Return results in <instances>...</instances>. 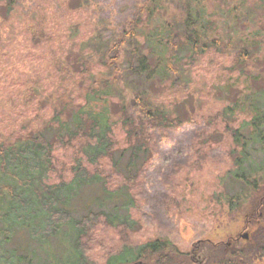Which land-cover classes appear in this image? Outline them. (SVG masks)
<instances>
[{"label": "rangeland", "instance_id": "obj_1", "mask_svg": "<svg viewBox=\"0 0 264 264\" xmlns=\"http://www.w3.org/2000/svg\"><path fill=\"white\" fill-rule=\"evenodd\" d=\"M137 1L141 0H0V142L23 141V137H34L38 130L55 142L56 169L43 180L51 191L57 190L53 186L61 179L73 178L71 149L58 141L57 112L63 113L69 127L75 129L74 117L84 110V125L90 131V115L103 109L93 96L114 77L108 71V48L119 28L130 19ZM164 1L165 7L157 12L154 25L172 17L175 26L184 27V1ZM238 2L206 0L215 22V29L208 33L211 38L222 33L223 47L232 40L233 47L239 46L236 42L246 39L242 43L250 46L248 63L235 54L237 48L222 54L211 50L192 59L194 50L183 37L177 56L171 58V50L167 56L173 72L162 77L158 66L162 60L154 56L150 57L148 70L156 73L149 78L150 71L140 74L137 70L131 53L135 42L125 47L122 77L107 102L110 125L119 142L113 151L122 177L110 173L111 163L103 159L108 180L104 175L83 184L77 193L72 194L71 189L67 194L72 198L69 209L77 219L93 210H106L115 220L129 219L132 224L129 232L103 222L93 227L86 253L94 264H106L109 254L122 250L127 240L140 245L154 239L175 244L184 254L183 264L191 261L188 257L196 248L215 262L224 244L240 239L241 246L246 245L242 235L248 234L251 239L261 225L264 186L261 191L251 188L238 202H230L239 193L240 184L229 170L236 169L234 161L242 147L223 132V120L235 127L248 122L252 114L249 106L242 110L238 107L251 94L264 90V49L258 47L260 40L264 42V9L259 0H249L246 12L231 11ZM150 27L146 24L137 39L148 55L151 49L144 33ZM32 29L45 36L35 37ZM44 37L51 42L41 39ZM135 97L151 101L178 126L158 129L155 150L141 154L131 173L132 150L126 149L127 143L123 142L121 111L125 103L133 104ZM237 101L239 106L235 107ZM230 106L235 113L230 114ZM218 113L222 118L207 131L220 132L204 148L197 146L202 150L198 154L194 145L204 139L199 135L204 120ZM250 129L247 126L244 130L250 133ZM254 147L261 159L262 144ZM244 165L249 168L250 162ZM0 183L14 188L13 181ZM38 188L45 195V188ZM4 206L0 203V214ZM69 226L62 224L57 234L45 238L35 233L38 229L34 224L3 233L6 226L0 220V264H20L23 254L31 264H62L76 235Z\"/></svg>", "mask_w": 264, "mask_h": 264}, {"label": "trees", "instance_id": "obj_2", "mask_svg": "<svg viewBox=\"0 0 264 264\" xmlns=\"http://www.w3.org/2000/svg\"><path fill=\"white\" fill-rule=\"evenodd\" d=\"M183 1L185 3L183 8H185L186 13L183 22L185 23L184 27L175 26L172 17L168 20L164 19L163 23L154 25V19L159 14L157 12L165 7L164 0L137 1L138 4L135 6L130 19L119 28L116 39L108 48V71H111L110 73L114 77L110 81H106L105 88L99 87V91H96L93 96L96 102L103 104V109L94 111L90 115L93 118L90 131H87L84 125V110H79L77 116L74 117L75 129L69 127L68 121L62 116L63 113L57 112L58 141L65 148H70V154H73L71 158L73 165L70 167L72 179H61L58 184L53 186L57 189L56 191H51L45 186L44 176H48L50 171L56 169L55 151L57 144L52 142L43 131H36L34 137H23V141L16 139L11 142H0V182L3 180L6 182L13 181L14 185L12 189V187L0 183V203L6 204L3 207V213L0 214V220L6 226L3 233L19 228L26 229L34 224L38 229L35 233H40L41 237L48 238L51 234H57L60 225H70L69 227L76 231V235L72 241L73 246L66 252V258L62 264H94L89 260L88 253H86L87 240L91 236L94 226L103 222L113 228L121 226L127 232L131 230L132 224L129 219L115 220L106 210H93L84 214L80 219L75 218L72 210L69 209L72 198L67 195L72 190H74L72 194L77 193L83 184L89 183L93 179H100L106 175L108 180L109 175L101 162L103 159H107L111 163L108 169L110 173L122 177L119 162L116 160L113 151L119 142L115 139V130L110 125L107 102L113 95L114 85L116 86L122 77L121 65L125 47L135 42L131 47V53L133 59L137 61V70L140 74L152 72L148 70L151 62L150 57L158 56L161 58L162 63L158 66L162 69V77L173 72L171 58L177 56L180 40L183 37V40L186 39V45H191L194 50L195 54L190 56L192 59L196 56L198 58L200 53L203 54L211 50L217 54H222V52L233 48H237L235 54L240 55L239 58L244 62L248 63L250 57V46L245 47L242 43L247 42L246 39L236 42L239 46L233 47L235 42L232 40L225 43L226 45L223 47L224 35L222 33H218L216 37H209L208 32L215 29V22L212 20L211 12L208 11L206 0ZM259 1L262 3L260 8L264 9V0ZM246 8H249V0H239L238 3L232 5L231 11L244 9L243 11L246 12ZM207 12H209V16H207ZM146 24L151 25L144 33L149 44L148 48L151 49V55L144 52L137 40L139 32ZM32 30L36 35L35 37L40 34L45 36L39 30ZM256 34L260 36L262 33ZM41 39H44L45 42H51L47 37ZM260 42L258 47L261 51L264 49V42L262 40ZM169 50H171V58L167 57ZM150 72L149 78L155 76L156 71L155 73ZM245 101L240 106L237 101L235 107L239 106L238 108L242 110V107L249 106L252 114L248 122L242 121L239 126L235 127L228 120H223L225 123L223 132L229 134L234 143L242 147L238 159L234 161L236 169L229 170L233 173L232 177L235 182L240 184L239 193L230 198L232 204L238 202L242 194L245 195L246 191L251 190V188L255 191H261L264 186V90L251 94ZM124 105L121 111L123 118L121 127L123 128V142L127 143L125 148L129 147L132 150L129 164V172L132 173V169L136 166L141 154L155 150V132L158 129L175 128L178 124L176 125L173 118L167 117L164 111L156 110L151 101L142 97H135L133 104L127 102ZM228 109L230 114L236 112L232 106ZM222 116L218 113L206 117L208 119L204 120L203 131L199 133L200 137L204 139L199 144L197 142L194 145L195 149L201 145L204 148L207 141H210L214 134L220 132L207 130L213 128ZM247 126L251 128L250 133L244 130ZM256 144H262L260 150L263 151V156L261 159L256 155L259 151L258 148L254 147ZM196 152L200 154L202 150L196 149ZM233 152H235L234 149L230 151L232 158ZM251 152L254 153V157L250 156ZM246 161L250 162L249 168L244 165ZM91 167L94 170L90 169ZM36 183L38 184L35 188ZM38 187L45 188V195L40 192ZM122 188L120 185L119 189ZM6 190L10 192L5 195L3 192ZM132 199L135 200L133 197ZM260 203L264 206V195ZM116 221L120 223L116 224ZM127 241L122 250L109 254L106 264H183L184 262L181 258L184 257L183 252H180L178 247L169 240L154 239L140 245ZM27 258V254L21 255L20 264H31V261H26ZM256 259L259 260V264H264V216L261 225L253 231V237L247 240L246 245H242L239 249H231L227 255L222 253L212 264H250L251 261L252 264H258Z\"/></svg>", "mask_w": 264, "mask_h": 264}, {"label": "flooded vegetation", "instance_id": "obj_3", "mask_svg": "<svg viewBox=\"0 0 264 264\" xmlns=\"http://www.w3.org/2000/svg\"><path fill=\"white\" fill-rule=\"evenodd\" d=\"M243 238H246V240L250 239V236L248 234L242 235ZM224 250L221 249V253H224L225 255L229 254L231 249H239L241 248V241L240 239H236V241H230L228 244L223 245ZM193 254L188 257L189 260L191 261H186L184 264H212L214 262V259H210L211 256L206 255V254H201L199 252V249H193Z\"/></svg>", "mask_w": 264, "mask_h": 264}]
</instances>
